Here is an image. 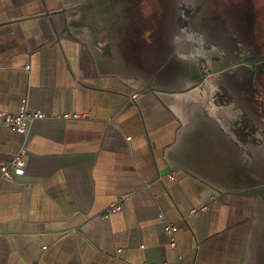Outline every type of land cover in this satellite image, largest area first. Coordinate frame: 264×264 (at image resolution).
Returning a JSON list of instances; mask_svg holds the SVG:
<instances>
[{
	"label": "crops",
	"instance_id": "crops-1",
	"mask_svg": "<svg viewBox=\"0 0 264 264\" xmlns=\"http://www.w3.org/2000/svg\"><path fill=\"white\" fill-rule=\"evenodd\" d=\"M131 10L0 0V113L45 115L0 126V172L27 159L0 182V264H264V137L242 140L216 70L177 77Z\"/></svg>",
	"mask_w": 264,
	"mask_h": 264
},
{
	"label": "rangeland",
	"instance_id": "rangeland-1",
	"mask_svg": "<svg viewBox=\"0 0 264 264\" xmlns=\"http://www.w3.org/2000/svg\"><path fill=\"white\" fill-rule=\"evenodd\" d=\"M206 1L129 0L134 22L152 21L153 26L147 32V36L152 38L153 45L161 43L163 39L171 40L169 41L171 44L165 43L167 50L163 55L173 65L175 59L178 58L177 65L181 68L175 72L177 77L179 73L181 76L186 74L196 62L202 67L207 64L209 70L213 69L218 65L216 60L227 51L225 45H232L235 50L240 47L243 50H248V48L252 50V48H260L262 40L264 42V0H258V5L255 7L250 2L241 6L232 3L230 7H225L224 0H219L217 6L211 1L210 4ZM184 6L186 9L182 10ZM255 9L259 12L257 27L256 17H254ZM142 10L145 13H142ZM243 14H245V19L241 17ZM214 17H219L220 19H217L219 22ZM240 19L242 23L239 22ZM145 27L150 26L147 23ZM255 30L263 34V37L258 34L256 38ZM228 33H234L237 37L232 41L230 37H226ZM215 36L217 43L214 41ZM153 47L155 48L156 45ZM235 50L233 53L230 50L229 55H236ZM154 56L158 58L157 53H154ZM237 96L239 110L243 109L248 115L253 114L256 117L255 109L245 104L240 95L237 94ZM256 96H258L256 100H264L262 90ZM246 137L249 136L242 133V140Z\"/></svg>",
	"mask_w": 264,
	"mask_h": 264
},
{
	"label": "flooded vegetation",
	"instance_id": "flooded-vegetation-1",
	"mask_svg": "<svg viewBox=\"0 0 264 264\" xmlns=\"http://www.w3.org/2000/svg\"><path fill=\"white\" fill-rule=\"evenodd\" d=\"M210 1L212 4H216L217 6L219 0H207L206 2L210 4ZM247 2L252 3L254 7L258 5V0H224L223 4L225 7H230L232 3L241 6L247 4ZM185 9L186 7L184 6L182 10ZM199 9L200 8H198V10ZM142 13L145 12L142 10ZM148 13L151 14L152 12ZM255 14L256 15H254V17H256L255 20L257 27L259 19V12H257V9H255ZM241 17L244 19L246 18L245 14H243ZM214 18L217 22H219V20H217L220 19L219 17ZM239 22L242 23V20L240 19ZM147 23L150 26L148 29L151 30L153 26L152 21H148ZM147 23L144 22L145 25ZM255 31L256 38L258 34L260 36L263 35H261L257 30ZM211 37L213 38V36ZM226 37H230L233 41L237 36H235L234 33H228ZM163 41L165 43L171 44V42H169L171 41L170 39H163ZM214 41L217 43L216 36L214 37ZM225 47L227 48V51L216 60L218 65L213 68L214 71L216 70L215 82L219 86L220 90L217 95V100L221 104L226 103L234 105V109L236 111L235 114H237V118H239L237 120L236 129H238L241 134L244 133L249 136L252 134L254 137L262 135L264 137V100L261 101L255 99L258 97L256 96L257 93H261V90L264 94V42L262 40L260 43V48H252V50L249 48L248 50H243L241 47L240 49L235 50L232 45H225ZM230 50L232 53L235 50L236 55L233 54L230 56ZM203 69L205 71L206 69H209L207 68V64L204 65ZM207 72L199 81L200 84L204 83L206 80ZM237 94L240 95V98L245 102V104L255 109L256 117L253 116V114L248 115L243 109L239 110V105L237 104ZM256 140H258L259 143L263 142L258 138Z\"/></svg>",
	"mask_w": 264,
	"mask_h": 264
},
{
	"label": "built area",
	"instance_id": "built-area-1",
	"mask_svg": "<svg viewBox=\"0 0 264 264\" xmlns=\"http://www.w3.org/2000/svg\"><path fill=\"white\" fill-rule=\"evenodd\" d=\"M64 117L78 118L79 115L67 114ZM45 115L41 111L30 112L28 110H22L20 114L14 115L10 113H0V126L4 128H9L16 131L19 134L28 135L31 129V124L36 119H44ZM26 148L22 149L15 154V156L8 161V163L1 168L0 172V182H15L17 178L23 177L26 174ZM123 202H118L112 204L109 210L104 214L105 218H109L111 214L117 213L122 210ZM207 207H198L197 209H192L191 214L197 215L202 211H206ZM178 231V226L173 223L166 224L165 232L168 236L172 237V246L176 245L175 233Z\"/></svg>",
	"mask_w": 264,
	"mask_h": 264
}]
</instances>
